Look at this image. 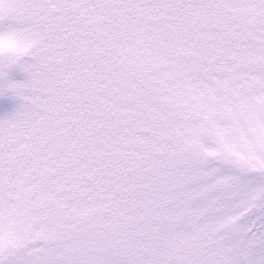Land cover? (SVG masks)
Wrapping results in <instances>:
<instances>
[{"label": "snow or ice", "instance_id": "snow-or-ice-1", "mask_svg": "<svg viewBox=\"0 0 264 264\" xmlns=\"http://www.w3.org/2000/svg\"><path fill=\"white\" fill-rule=\"evenodd\" d=\"M5 38L0 264H264V0H0Z\"/></svg>", "mask_w": 264, "mask_h": 264}, {"label": "rangeland", "instance_id": "rangeland-1", "mask_svg": "<svg viewBox=\"0 0 264 264\" xmlns=\"http://www.w3.org/2000/svg\"><path fill=\"white\" fill-rule=\"evenodd\" d=\"M9 79L12 81H24L26 75L14 70L9 74ZM20 103L21 101L13 97L0 96V118L12 114Z\"/></svg>", "mask_w": 264, "mask_h": 264}, {"label": "clouds", "instance_id": "clouds-1", "mask_svg": "<svg viewBox=\"0 0 264 264\" xmlns=\"http://www.w3.org/2000/svg\"><path fill=\"white\" fill-rule=\"evenodd\" d=\"M16 49L17 44L14 41L7 38H5L3 41H0V54L5 56L14 54Z\"/></svg>", "mask_w": 264, "mask_h": 264}]
</instances>
